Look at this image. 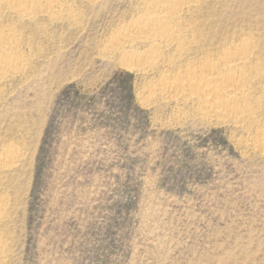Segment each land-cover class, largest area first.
<instances>
[{
  "label": "rangeland",
  "instance_id": "374dc122",
  "mask_svg": "<svg viewBox=\"0 0 264 264\" xmlns=\"http://www.w3.org/2000/svg\"><path fill=\"white\" fill-rule=\"evenodd\" d=\"M47 1L0 6L22 59L0 79V264H264V0L183 6L184 47L153 54L115 41L154 0ZM246 41L257 126L160 91Z\"/></svg>",
  "mask_w": 264,
  "mask_h": 264
},
{
  "label": "bare ground",
  "instance_id": "6f19581e",
  "mask_svg": "<svg viewBox=\"0 0 264 264\" xmlns=\"http://www.w3.org/2000/svg\"><path fill=\"white\" fill-rule=\"evenodd\" d=\"M44 1L47 0H0V6L5 7L20 19H33V16L37 14V9ZM196 1L154 0L148 4H145V1L143 4L145 5L144 10L142 11L143 16L141 15L140 20L133 22L132 25L129 24L130 26H123L124 28L120 29L115 45L122 46L138 42V40L144 41L148 43V48L151 49L152 54L156 53L161 45L166 48L171 47L175 41H177V45H174L184 47L186 38L179 33L178 24L181 19L179 14L183 6L187 8L190 6L196 7L193 4ZM56 7H58V4L55 1H47L45 11L49 13L55 10ZM41 13H44V11ZM2 34H0V79L6 77L9 72L18 70L22 60L19 57L20 54L15 51L17 46L20 47L15 34ZM186 44L188 43L185 42ZM248 44L246 41L245 45L234 46L229 49L227 52L230 53V56H228L227 61H224V65L208 63L198 69L186 66L179 77L163 81L164 84L160 87V91H164V93L173 91L176 95H184L186 99H191L200 104L202 113L213 115L218 120L229 121L236 126L242 124H247V126L256 125L254 108L257 109V104L252 97H249V91L252 88L249 83L255 77L257 78L258 73L248 69L250 68V61L253 59L251 43L249 44L250 47ZM151 52L148 54L151 55ZM148 54L132 55L134 61L142 65L143 71L152 70L153 68ZM251 99L256 105L252 104ZM260 130L252 136L251 145L264 154V128Z\"/></svg>",
  "mask_w": 264,
  "mask_h": 264
}]
</instances>
